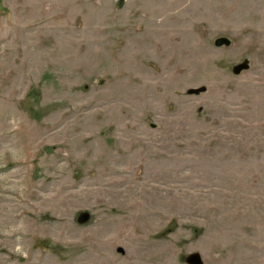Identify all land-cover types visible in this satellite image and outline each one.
<instances>
[{
    "label": "rangeland",
    "instance_id": "obj_1",
    "mask_svg": "<svg viewBox=\"0 0 264 264\" xmlns=\"http://www.w3.org/2000/svg\"><path fill=\"white\" fill-rule=\"evenodd\" d=\"M193 254L264 264V0H0V264Z\"/></svg>",
    "mask_w": 264,
    "mask_h": 264
},
{
    "label": "water",
    "instance_id": "obj_2",
    "mask_svg": "<svg viewBox=\"0 0 264 264\" xmlns=\"http://www.w3.org/2000/svg\"><path fill=\"white\" fill-rule=\"evenodd\" d=\"M221 42H226L229 43V41L226 38H221L217 40V43L221 44ZM249 65H248V61L241 63L239 65H237L235 67V73H240L242 70L244 69H248ZM204 88H200V89H192L191 92H198L200 90H203ZM90 219V214L88 212H84L81 214V216L79 217V222L80 223H85L87 221H89ZM188 261L191 264H202L201 259L197 256V254H193L188 258Z\"/></svg>",
    "mask_w": 264,
    "mask_h": 264
}]
</instances>
